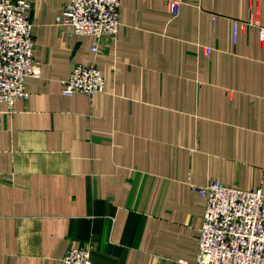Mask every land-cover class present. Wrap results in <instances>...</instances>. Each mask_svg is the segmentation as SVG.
<instances>
[{"label": "crops", "instance_id": "0c3cea01", "mask_svg": "<svg viewBox=\"0 0 264 264\" xmlns=\"http://www.w3.org/2000/svg\"><path fill=\"white\" fill-rule=\"evenodd\" d=\"M38 78L0 105V264H195L204 201L218 181L264 193V0H119L115 42L56 23L69 0H28ZM208 49V53H206ZM104 89L62 95L78 65Z\"/></svg>", "mask_w": 264, "mask_h": 264}, {"label": "built area", "instance_id": "2783aa9c", "mask_svg": "<svg viewBox=\"0 0 264 264\" xmlns=\"http://www.w3.org/2000/svg\"><path fill=\"white\" fill-rule=\"evenodd\" d=\"M203 0H167L177 16L182 5L201 8ZM119 0H69L56 19L71 29V36L90 37V51L98 55L105 44L115 42L120 27ZM28 0H0V105L7 110L15 101L28 99L26 78H38L40 65L34 59L35 42L28 16ZM255 28L264 43V26L249 15L233 24V40L241 28ZM206 49V53H208ZM104 89V77L94 63L78 64L62 81V95L92 97ZM193 192L204 201L195 264H264V193L242 191L211 181ZM61 264H92L90 247H69Z\"/></svg>", "mask_w": 264, "mask_h": 264}]
</instances>
